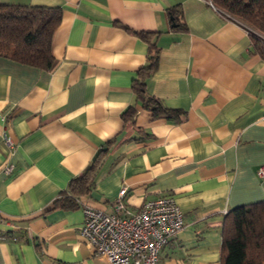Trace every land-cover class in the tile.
Instances as JSON below:
<instances>
[{
    "label": "crops",
    "instance_id": "obj_1",
    "mask_svg": "<svg viewBox=\"0 0 264 264\" xmlns=\"http://www.w3.org/2000/svg\"><path fill=\"white\" fill-rule=\"evenodd\" d=\"M0 3L61 8L51 68L0 56V264H109L79 227L85 206L112 212L122 186L131 212L166 194L180 206L161 264H219L225 213L264 201V58L244 25L211 0ZM151 45L146 92L177 120L154 117L133 90ZM100 150L91 188L72 197ZM62 195L75 207L54 204Z\"/></svg>",
    "mask_w": 264,
    "mask_h": 264
},
{
    "label": "trees",
    "instance_id": "obj_2",
    "mask_svg": "<svg viewBox=\"0 0 264 264\" xmlns=\"http://www.w3.org/2000/svg\"><path fill=\"white\" fill-rule=\"evenodd\" d=\"M230 17L250 27L252 47L264 58V0H211ZM176 26L181 27L174 9H169ZM61 19L58 6L0 3V56L22 63L51 68L54 57L51 52L52 36ZM144 38L149 32H137ZM158 54L153 45L149 47L148 60L137 72L133 90L141 106L154 117L177 120L180 111L164 106L161 101L148 95L145 79L155 70ZM135 106L123 113L125 121L134 122ZM104 150L97 152L86 169L72 178L68 192L72 197L86 194L91 188L96 170L100 166ZM54 200L63 207H75L72 199ZM63 264V263H52ZM219 264H264V201L241 205L228 210L223 218Z\"/></svg>",
    "mask_w": 264,
    "mask_h": 264
},
{
    "label": "built area",
    "instance_id": "obj_3",
    "mask_svg": "<svg viewBox=\"0 0 264 264\" xmlns=\"http://www.w3.org/2000/svg\"><path fill=\"white\" fill-rule=\"evenodd\" d=\"M244 27L247 33L253 31ZM5 140L10 142L8 137ZM257 174L264 176V166ZM125 189H119L112 212L85 206L79 233L93 246L95 255L109 264H161L160 248L184 225L182 210L173 195L166 194L131 212L122 199Z\"/></svg>",
    "mask_w": 264,
    "mask_h": 264
}]
</instances>
